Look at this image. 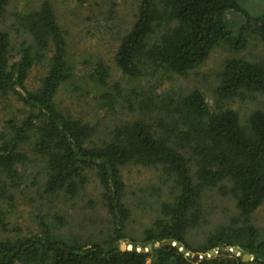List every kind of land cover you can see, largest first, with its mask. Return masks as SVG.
I'll use <instances>...</instances> for the list:
<instances>
[{"label": "trees", "instance_id": "1", "mask_svg": "<svg viewBox=\"0 0 264 264\" xmlns=\"http://www.w3.org/2000/svg\"><path fill=\"white\" fill-rule=\"evenodd\" d=\"M80 3L88 0H77ZM8 0H0V15ZM245 18L233 24L227 13ZM29 44L23 43L17 59L10 36L0 29V93L14 95L23 106L22 117L9 118L0 131V201L10 199L19 186L25 145L45 164V192L77 194L93 171L101 200L111 217L112 234L102 242L86 244L64 237L38 216V230L29 235L0 240V264H264V227L251 223V215L264 203V111H252L245 121L226 101L245 93L264 92V59L231 58L216 77L217 101L210 105L197 88L160 96L157 123L125 122L100 144L91 143L93 127L63 114L55 97L71 76L67 44L49 1L20 17ZM264 45V13L251 15L239 0H139L136 20L120 36L114 61L127 77L147 69L185 76L204 63L212 50L226 44L245 48L249 35ZM48 70L38 88L26 80L39 63ZM97 80H107L98 68ZM105 73H104V72ZM153 99L144 103L146 108ZM134 163L160 169L175 180L177 194L161 207L162 217L144 231L140 241H126L131 212L124 203L121 169ZM192 164H194L192 166ZM194 169V172H192ZM224 188L238 210L235 223L221 227L192 246L189 228L198 225L197 212L204 189ZM6 214L0 211V224ZM159 246L144 251L149 243Z\"/></svg>", "mask_w": 264, "mask_h": 264}, {"label": "rangeland", "instance_id": "2", "mask_svg": "<svg viewBox=\"0 0 264 264\" xmlns=\"http://www.w3.org/2000/svg\"><path fill=\"white\" fill-rule=\"evenodd\" d=\"M43 1H49L57 15L67 44V63L71 71L68 80L59 86L56 106L63 114L93 127L91 143L100 144L110 137L115 127L125 122L147 120L157 123L158 115L163 114H157L156 109L160 96L176 98L178 93L197 88L210 105H214L217 101L216 75L226 60L264 59L263 42L253 33L244 49L239 51L226 44L218 45L204 63L185 76L147 69L140 76L130 78L117 67L114 56L120 36L136 20L139 0H88L83 3L77 0H8L0 15V29L10 36L14 59L19 57L17 52L23 43L31 41L19 19L24 12L39 8ZM239 3L251 15L264 13V0H239ZM227 17L236 25L245 22L244 16L236 11L228 12ZM100 66L107 70L104 84L96 78H100L97 71ZM47 70L45 62L36 65L26 80L27 88H38ZM148 99H153L152 104L145 108ZM226 105L245 121L252 111H264V92L245 93L226 101ZM22 113L23 106L14 95L0 93V131L7 119H18ZM22 151L27 160L20 167L19 186L11 190L9 200L0 201V211L6 214L4 224H0V240L36 233L38 216L52 225L57 235L77 237L86 244L107 240L113 225L101 200L95 173L87 171V181L75 195L70 196L65 191L48 194L44 186L47 176L44 162L31 152L30 146L24 145ZM121 175L125 183L124 203L131 216L126 225V241L119 243H125V248H129L127 242L143 238L144 231L163 216L162 205L172 201L177 191L173 177L157 168L130 163L122 167ZM201 194L198 209L192 210L193 215L197 212L198 225L187 232V241L192 246L206 242V238L221 227L241 224L235 223L238 210L224 188L204 189ZM250 220L253 225L264 227V203ZM159 244L149 243L143 250L149 251Z\"/></svg>", "mask_w": 264, "mask_h": 264}, {"label": "water", "instance_id": "3", "mask_svg": "<svg viewBox=\"0 0 264 264\" xmlns=\"http://www.w3.org/2000/svg\"><path fill=\"white\" fill-rule=\"evenodd\" d=\"M149 248L151 247V245L148 246ZM122 250H124V245L122 244L121 246Z\"/></svg>", "mask_w": 264, "mask_h": 264}]
</instances>
